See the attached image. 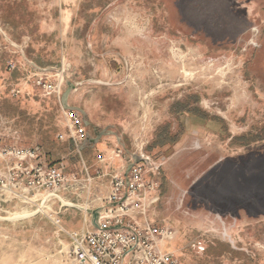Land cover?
<instances>
[{"label":"rangeland","instance_id":"obj_1","mask_svg":"<svg viewBox=\"0 0 264 264\" xmlns=\"http://www.w3.org/2000/svg\"><path fill=\"white\" fill-rule=\"evenodd\" d=\"M39 75L62 95L82 82L70 105L159 165L150 217L176 231L180 264H264V0H0V135L40 146L51 132L52 161L80 175ZM38 209L0 204V264H72L84 211L56 198Z\"/></svg>","mask_w":264,"mask_h":264},{"label":"built area","instance_id":"obj_2","mask_svg":"<svg viewBox=\"0 0 264 264\" xmlns=\"http://www.w3.org/2000/svg\"><path fill=\"white\" fill-rule=\"evenodd\" d=\"M10 67L14 68V65ZM62 82L49 81L43 75L37 76L35 81L44 91L57 95L66 127V132L59 133L57 138L70 140L80 154L91 147L87 145L81 149L91 135L90 126L79 110L64 106ZM68 105L72 106L69 99ZM131 153L117 144L113 154L125 162V167L112 176L110 193L97 196L91 193V187L95 175H103L100 168L92 175L83 165V178L75 173L69 174L63 162H47L40 146L14 144L0 135V204L17 201L26 208L47 211L53 198L68 206L62 201L64 198L60 192L85 195L86 203L80 205L86 209L101 208L99 227L90 225L91 215L84 211V227L69 235L73 241L72 264H180L168 246L176 231L149 218L150 210L160 200L159 165L143 153H135L142 157V161L134 163L126 176L128 165L134 162ZM97 160L104 162V154H98Z\"/></svg>","mask_w":264,"mask_h":264},{"label":"crops","instance_id":"obj_3","mask_svg":"<svg viewBox=\"0 0 264 264\" xmlns=\"http://www.w3.org/2000/svg\"><path fill=\"white\" fill-rule=\"evenodd\" d=\"M86 120L91 123L89 127V131H90V134L93 135L94 134L93 128L94 127L100 128V124L95 123L88 113L86 114ZM91 129L93 131V134H92ZM113 138L114 137L112 135H107L106 137H102V139L97 144H95L92 147H89L88 150L87 149L83 150L82 153L79 154V157L81 161L83 162V165H86L89 171H90V168L93 169V167H94L93 170H96L98 168L102 170V173H103L102 176H96L95 172H91L92 175H95L93 179L92 187H91V193L97 196H105L110 193L112 189V185H111L112 176L115 173L122 172V170L125 167V162L115 157V155L113 154V151L114 149H116L117 144H118V142H115ZM90 153H94V154L93 156H87L88 160L86 162L85 159L83 158V154L88 155ZM100 153L104 154V157H105L104 162H99L97 160V155ZM79 176L83 178L85 174L83 173V174H80ZM63 193H67V191H64ZM149 218L151 219L150 213H149ZM174 240L175 238L172 241Z\"/></svg>","mask_w":264,"mask_h":264},{"label":"water","instance_id":"obj_4","mask_svg":"<svg viewBox=\"0 0 264 264\" xmlns=\"http://www.w3.org/2000/svg\"><path fill=\"white\" fill-rule=\"evenodd\" d=\"M67 83V90L65 91V93L63 94V104L65 107H68V108H72V109H77L79 110L85 117H86V113L81 109V108H78V107H75V106H69L68 105V99H69V94L72 90H74L76 87H79V86H82V82H72V81H69L67 80L66 81ZM86 124L88 126L91 125V123L89 121L86 120ZM94 130V137H92L91 135L88 136L87 140L85 141L83 148H85L87 145H90L91 147L94 146L95 144H97L101 139L102 137L104 136H107V135H114L117 137V140H118V143L124 148H125V145L121 142V137L116 134L114 131H112L111 129V126L110 127H106V128H103V129H99L98 127H94L93 128ZM127 150V149H126ZM133 159H134V162L133 163H130L126 169V172H125V175L127 176V174L129 173L130 169L132 168V166L134 165V163H137V162H140L142 161V157L138 154H135V153H131ZM68 206H71V207H74V208H77L79 210H82V211H85L86 213H88L89 215H91V219H90V225L95 227V228H98L99 227V223H98V220H99V217H100V210L101 208H96V209H90V208H85L83 207L82 205L80 204H76V203H70V205Z\"/></svg>","mask_w":264,"mask_h":264},{"label":"trees","instance_id":"obj_5","mask_svg":"<svg viewBox=\"0 0 264 264\" xmlns=\"http://www.w3.org/2000/svg\"><path fill=\"white\" fill-rule=\"evenodd\" d=\"M23 1H17V3H21ZM13 4V3H12ZM9 7H11L9 5ZM28 55L30 56V53L28 52ZM188 112H191L193 113L194 115H197V116H201V112L198 110V109H190ZM52 133L48 132V131H45V132H42L41 133V142L43 143L42 145H40V147L42 148V151H43V156L45 158V160L49 163H54V164H57V163H60L62 162V160H55V161H52V158H53V152L51 151V149L53 148H49V146L47 145H50L51 147H53L55 145V140L53 139V135H51ZM58 142H60L58 139H56ZM63 147H65L66 149H68V151L71 153L69 154L70 155V158H73V159H77V161H79V154L77 153L76 149L74 148V146L72 145L71 141L70 140H65L63 141ZM89 148V147H88ZM88 148H86L88 150Z\"/></svg>","mask_w":264,"mask_h":264},{"label":"flooded vegetation","instance_id":"obj_6","mask_svg":"<svg viewBox=\"0 0 264 264\" xmlns=\"http://www.w3.org/2000/svg\"><path fill=\"white\" fill-rule=\"evenodd\" d=\"M251 37L247 41V44L254 49H258L260 47L259 40L257 35L259 34V29L257 27L251 28Z\"/></svg>","mask_w":264,"mask_h":264},{"label":"bare ground","instance_id":"obj_7","mask_svg":"<svg viewBox=\"0 0 264 264\" xmlns=\"http://www.w3.org/2000/svg\"><path fill=\"white\" fill-rule=\"evenodd\" d=\"M62 201L68 205H70L71 202H68L67 200L62 199Z\"/></svg>","mask_w":264,"mask_h":264}]
</instances>
